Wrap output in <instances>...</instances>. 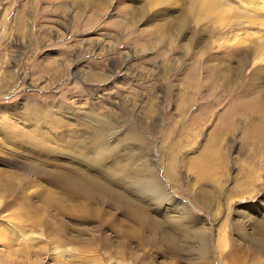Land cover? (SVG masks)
Segmentation results:
<instances>
[{"label": "rangeland", "instance_id": "rangeland-1", "mask_svg": "<svg viewBox=\"0 0 264 264\" xmlns=\"http://www.w3.org/2000/svg\"><path fill=\"white\" fill-rule=\"evenodd\" d=\"M0 264H264V0H0Z\"/></svg>", "mask_w": 264, "mask_h": 264}]
</instances>
